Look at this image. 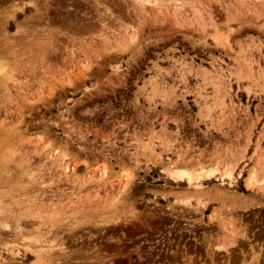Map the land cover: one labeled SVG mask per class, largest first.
I'll use <instances>...</instances> for the list:
<instances>
[{"label":"rangeland","instance_id":"obj_1","mask_svg":"<svg viewBox=\"0 0 264 264\" xmlns=\"http://www.w3.org/2000/svg\"><path fill=\"white\" fill-rule=\"evenodd\" d=\"M89 1L0 0V264H264V0Z\"/></svg>","mask_w":264,"mask_h":264},{"label":"bare ground","instance_id":"obj_2","mask_svg":"<svg viewBox=\"0 0 264 264\" xmlns=\"http://www.w3.org/2000/svg\"><path fill=\"white\" fill-rule=\"evenodd\" d=\"M85 1V0H84ZM89 1V0H88ZM95 1H97V0H95ZM105 1H107V0H104V2ZM136 1H138V0H136ZM140 1V3L141 4H152V0H139ZM179 2H180V0H179ZM89 3H90V1H89ZM94 3V2H93ZM101 3V2H100ZM126 3V2H125ZM157 3H158V1H157ZM130 5V4H129ZM132 5V4H131ZM95 8V7H94ZM126 8V7H125ZM20 10H23V6H20ZM101 10V9H100ZM107 10V9H106ZM130 10V9H129ZM230 11V10H229ZM137 15V14H136ZM248 15V14H247ZM78 16V15H77ZM148 16V15H147ZM160 18V17H159ZM228 19V18H227ZM158 20V19H157ZM259 21V20H258ZM242 22V21H241ZM136 23V22H135ZM224 23V22H223ZM103 25V24H102ZM102 25H100V26H102ZM105 25V24H104ZM222 25V24H221ZM243 26V25H242ZM103 28V27H102ZM100 30H102V29H100ZM97 33H98V31H97ZM82 35V34H81ZM107 35V34H106ZM135 36V35H134ZM229 37V36H228ZM133 38V37H132ZM131 38V39H132ZM135 38V37H134ZM4 39V38H3ZM136 41H138V40H136ZM230 41V40H229ZM226 42V41H225ZM136 43V42H135ZM134 44V43H133ZM227 44V43H226ZM228 44H229V42H228ZM229 47V46H228ZM254 47V46H253ZM5 48V47H4ZM64 48V47H63ZM66 48V47H65ZM64 50V49H63ZM111 54V53H110ZM239 59V58H238ZM245 62V61H244ZM241 64H243V63H241ZM251 64V63H250ZM248 67V66H247ZM247 67H246V69H247ZM252 67V66H251ZM250 67V68H251ZM1 68V67H0ZM250 70V69H249ZM2 71V70H1ZM248 73L250 72V71H247ZM244 74V73H243ZM246 74V73H245ZM219 75V74H218ZM249 76V75H248ZM245 77V76H244ZM224 83V82H223ZM261 168V167H260ZM258 170V169H257ZM257 170H253L251 173H250V175H249V177L247 178V183H248V185L249 186H255L257 183H258V176H257ZM261 172V171H260ZM213 173V172H212ZM175 174L177 175V176H180V177H183V176H188L187 177V180H188V182L189 183H191V184H193L195 187H198L199 186V183L197 182L198 180H199V175H196V176H193V175H191V174H186V173H183V172H175ZM174 174V175H175ZM199 174V173H198ZM225 174H227V175H231V173H230V171L228 170V171H226V173ZM208 175V174H207ZM211 175V174H210ZM209 175V176H210ZM264 177V176H263ZM196 180V181H195ZM193 181H195V182H193ZM260 182V181H259ZM261 185V184H260ZM263 185V184H262ZM263 187L264 186H262L261 188L263 189ZM127 188V187H126ZM124 190H125V188H124ZM121 194V193H120ZM19 234H22L21 236H24V232L20 229V233ZM27 239V237H25V238H23L22 240H23V243H22V245L27 249V250H29V251H31V252H34V253H37L38 254V256H40V257H42L43 256V253H45L46 254V252L48 251V252H52L53 250V248H55L58 244H54V245H49V244H44V243H41L39 240L40 239H38V238H34L31 242H26L25 240ZM41 243V244H40ZM62 245V244H61ZM242 262V261H241Z\"/></svg>","mask_w":264,"mask_h":264}]
</instances>
